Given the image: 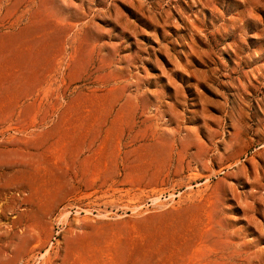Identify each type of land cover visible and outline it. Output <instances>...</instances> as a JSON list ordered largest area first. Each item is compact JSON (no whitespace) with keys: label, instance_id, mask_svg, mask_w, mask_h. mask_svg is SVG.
I'll return each instance as SVG.
<instances>
[{"label":"rangeland","instance_id":"obj_1","mask_svg":"<svg viewBox=\"0 0 264 264\" xmlns=\"http://www.w3.org/2000/svg\"><path fill=\"white\" fill-rule=\"evenodd\" d=\"M0 264H264V0H0Z\"/></svg>","mask_w":264,"mask_h":264}]
</instances>
